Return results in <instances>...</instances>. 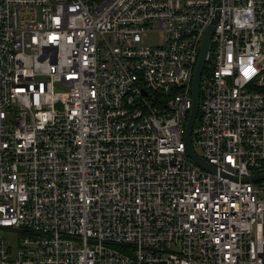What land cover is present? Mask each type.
<instances>
[{
  "label": "built area",
  "instance_id": "built-area-1",
  "mask_svg": "<svg viewBox=\"0 0 264 264\" xmlns=\"http://www.w3.org/2000/svg\"><path fill=\"white\" fill-rule=\"evenodd\" d=\"M263 174L264 0H0V264H264Z\"/></svg>",
  "mask_w": 264,
  "mask_h": 264
},
{
  "label": "water",
  "instance_id": "water-1",
  "mask_svg": "<svg viewBox=\"0 0 264 264\" xmlns=\"http://www.w3.org/2000/svg\"><path fill=\"white\" fill-rule=\"evenodd\" d=\"M218 20V13L216 14L212 24L208 27L203 42L201 46L200 56L198 59V63L196 66V70L193 77V83H192V92H193V107L190 113V117L187 123V131H186V141H187V151L190 158L201 168L209 171L214 172V167L209 164L206 160L199 157L194 149L192 148V132L193 128L198 116L199 112V106H200V83H201V77L206 65V59L209 52L210 42L215 30V26ZM264 180V174L252 177L251 179H246L245 182H259Z\"/></svg>",
  "mask_w": 264,
  "mask_h": 264
},
{
  "label": "rangeland",
  "instance_id": "rangeland-1",
  "mask_svg": "<svg viewBox=\"0 0 264 264\" xmlns=\"http://www.w3.org/2000/svg\"><path fill=\"white\" fill-rule=\"evenodd\" d=\"M161 42V35L158 32H153L148 35V37L145 39V44L147 46H154ZM59 89V88H57ZM195 152L200 154V150L198 148H195ZM257 184V183H256ZM259 185V183L257 184ZM2 236L8 237L9 241H12L13 244H15V238L11 237V235L5 231H0Z\"/></svg>",
  "mask_w": 264,
  "mask_h": 264
}]
</instances>
